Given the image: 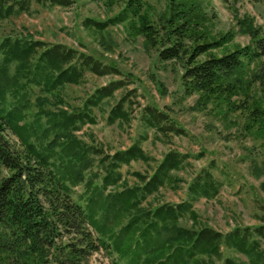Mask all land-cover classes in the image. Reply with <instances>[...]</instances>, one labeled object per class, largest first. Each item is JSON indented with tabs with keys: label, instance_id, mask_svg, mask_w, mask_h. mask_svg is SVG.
Here are the masks:
<instances>
[{
	"label": "trees",
	"instance_id": "1",
	"mask_svg": "<svg viewBox=\"0 0 264 264\" xmlns=\"http://www.w3.org/2000/svg\"><path fill=\"white\" fill-rule=\"evenodd\" d=\"M164 1L166 9L158 23L152 14H148L152 21L145 15L144 0H124L122 11L115 17L106 21L87 19L84 26L103 32L111 26L138 22V34L152 45H162L161 61L181 63L188 94L224 98L247 114L251 127L263 128L264 31L250 20H240L241 31L250 36V43L214 54L228 40L211 37L204 23L203 0ZM73 3L0 0V22L31 14L34 7H70ZM87 73L106 77L120 75L121 71L65 44L11 36L0 40V264H91L101 251L121 256L123 263L113 260V264H214L215 258H222L224 247L250 260L246 263L226 258L224 264H264V224L235 228L226 234L210 226L193 229L181 225V219L187 216L197 222L193 209L196 201L219 195L222 185L211 170H201L189 183L190 200L143 208L149 197L176 184L173 173L182 169L190 158L187 154L168 152L151 176L135 174L138 186L88 194L81 201L74 199L72 187L85 181L89 151L103 153L85 145L76 133L87 124H95L93 110L127 84L119 80L98 88L80 110H46L54 100L53 105L60 107L64 103L62 90L82 84ZM29 88L37 89L40 95L34 99L38 110L31 123L26 121ZM236 97L243 102L232 101ZM125 103L123 98L112 108L110 125L128 119ZM143 120L163 135L186 134L168 113L154 106L146 108ZM6 130L17 138L19 148L5 136ZM49 136L52 138L46 144L39 142ZM150 160L138 142L101 158L106 170L103 189L118 185L123 166ZM127 216L130 218L123 224Z\"/></svg>",
	"mask_w": 264,
	"mask_h": 264
},
{
	"label": "rangeland",
	"instance_id": "2",
	"mask_svg": "<svg viewBox=\"0 0 264 264\" xmlns=\"http://www.w3.org/2000/svg\"><path fill=\"white\" fill-rule=\"evenodd\" d=\"M70 7H34L31 14H20L0 22V40L3 37H25L45 43H61L93 55L103 63L114 64L120 75L98 77L87 73L85 81L78 86H67L61 92L64 101L60 107L46 106V110L69 112L80 110L94 92L110 82L122 80L126 86L93 110L95 124L85 125L76 136L85 145L102 150L94 154L89 151L90 165L84 170L83 184L72 187L76 201L96 192L105 194L122 191L140 185L136 173L151 176L163 157L170 151L187 154L190 158L180 171L174 172L176 184L168 185L159 193L148 198L143 208L157 207L164 203L180 204L190 200L189 183L203 169L211 170L222 185L214 199H200L194 203L197 215L195 223L189 216L181 219V225L200 229L210 226L223 234L235 228H254L264 224V127L253 126L246 113L236 105L225 102L224 98H208L202 93L188 94L183 86L184 70L179 61L163 62L159 53L162 45H152L135 27L138 22L109 27L106 31L86 28L87 19L106 21L118 15L124 0H72ZM145 15L158 23L165 12L164 0H144ZM208 32L211 37L226 41L223 48L213 51L219 54L234 50L250 43V36L243 34L239 21L250 20L264 31V0H203ZM151 19V18H150ZM152 21V19H151ZM233 39V40H232ZM232 40V41H231ZM159 42V40H158ZM205 56L202 57L204 59ZM31 101L27 122H33L38 108L34 99L40 96L38 90L29 88ZM125 98L128 119L113 125L108 123L112 108ZM236 97L232 101L239 102ZM8 104L12 99L8 95ZM242 101V100H241ZM243 102V101H242ZM240 102L239 104H242ZM154 106L169 114L170 118L186 134L163 135L150 128L143 120L146 108ZM43 127L46 126L44 119ZM264 125V123H261ZM5 136L15 148H19L17 138L9 131ZM40 138L46 144L51 140ZM140 143L151 160L133 162L123 166L122 180L116 186L103 189L105 164L101 158L125 150L134 143ZM84 203V202H83ZM130 216L123 220L127 223ZM264 261V242L261 244ZM120 257V258H119ZM226 258L249 263V258L234 250L223 248L222 258H215L214 264H224ZM113 260L123 263L121 256L104 251L91 259V264H113Z\"/></svg>",
	"mask_w": 264,
	"mask_h": 264
}]
</instances>
